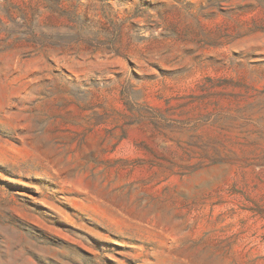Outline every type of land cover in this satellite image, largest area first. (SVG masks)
<instances>
[{
	"label": "rangeland",
	"instance_id": "374dc122",
	"mask_svg": "<svg viewBox=\"0 0 264 264\" xmlns=\"http://www.w3.org/2000/svg\"><path fill=\"white\" fill-rule=\"evenodd\" d=\"M0 264H264V0H0Z\"/></svg>",
	"mask_w": 264,
	"mask_h": 264
}]
</instances>
